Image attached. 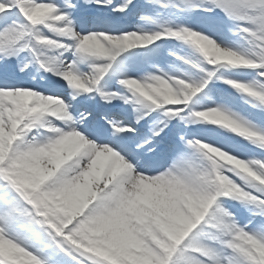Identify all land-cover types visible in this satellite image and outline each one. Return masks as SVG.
I'll use <instances>...</instances> for the list:
<instances>
[{
    "label": "snow or ice",
    "instance_id": "snow-or-ice-1",
    "mask_svg": "<svg viewBox=\"0 0 264 264\" xmlns=\"http://www.w3.org/2000/svg\"><path fill=\"white\" fill-rule=\"evenodd\" d=\"M0 264H264V0H0Z\"/></svg>",
    "mask_w": 264,
    "mask_h": 264
}]
</instances>
